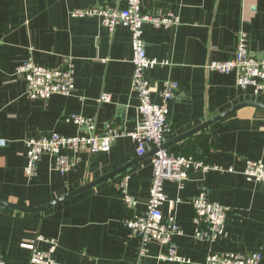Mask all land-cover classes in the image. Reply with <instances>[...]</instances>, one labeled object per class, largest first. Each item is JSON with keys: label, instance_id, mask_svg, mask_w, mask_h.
<instances>
[{"label": "crops", "instance_id": "0c3cea01", "mask_svg": "<svg viewBox=\"0 0 264 264\" xmlns=\"http://www.w3.org/2000/svg\"><path fill=\"white\" fill-rule=\"evenodd\" d=\"M125 0H0V202L37 208L128 165L104 181L41 212L0 207V256L7 264H30V252L20 245L42 237L56 240L60 264H175L157 259L166 247L151 242L147 256L138 257V238L125 221L143 213L149 198L151 157L138 156L128 137L117 139L108 153L85 150L64 176L44 155L33 177L24 175V140L52 132L72 137V114L94 121L97 132L106 123L127 132L139 123L138 100L131 89L133 73L130 31L103 27L96 16L75 17V9L99 5L122 7ZM143 11L172 9L179 17L173 28L143 26L147 57L164 61L150 71L153 84L175 81L179 96L168 104L170 130L166 143L245 102L264 105L253 89H240L235 73L208 69L212 62L234 57L236 37L247 35L249 51L264 53V0H141ZM70 58L75 89L69 96L30 99L16 68L31 59L47 69ZM108 102H99L102 94ZM154 102H158L155 95ZM169 152L193 156L210 167L190 172L181 188L164 184L169 202L164 215L176 216L182 233L174 237L178 253L190 264H204L208 251L249 255L261 251L264 264V182H249L241 174L248 160L264 163V109L242 107L205 130L175 143ZM222 169L223 171H219ZM232 169L233 172H227ZM128 177V192L138 201L121 200L118 184ZM199 193L229 208L225 234L211 245L195 238L198 226L190 201ZM173 201V205L170 202ZM47 241L36 246L45 250Z\"/></svg>", "mask_w": 264, "mask_h": 264}, {"label": "built area", "instance_id": "2783aa9c", "mask_svg": "<svg viewBox=\"0 0 264 264\" xmlns=\"http://www.w3.org/2000/svg\"><path fill=\"white\" fill-rule=\"evenodd\" d=\"M72 16H96L101 25L111 32L118 25L130 31L133 64L131 89L138 100L139 123L130 132L119 130L111 123H106L104 129L97 132L92 119L72 114L68 121L76 126V136L66 137L52 132L24 140V175L28 178L35 176L41 157L49 155L54 159L53 170L64 176L78 165L80 153L85 150L108 153L113 143L121 137H128L135 142L138 156L156 149L150 161L151 183L146 209L143 213H135L131 219L125 221V225L138 238L139 258L146 257V245L155 242L166 247V252L158 255L159 261L190 264L189 259L178 253L174 242V237L182 233L176 216L172 213L164 215L161 211V207L169 202L164 184L171 181L181 188L190 172H205L210 167L193 156H182L161 148L166 143V135L170 130L168 104L179 96V85L175 81L165 80L161 88H158L152 83L150 71L158 65H166V62L148 58L143 40L144 25L173 28L179 25V17L172 9L143 11L141 0H125L122 7L99 5L89 9H75ZM208 69L223 74L235 73L238 88L250 87L255 96L264 98V53L252 54L249 51L247 35L243 31L237 34L234 57L226 62H212ZM15 75L24 80L26 95L30 99L46 100L53 95L69 96L75 89L74 66L70 58H66L61 67L56 69L44 68L28 59L16 68ZM155 95L158 102L153 100ZM109 100L110 96L104 93L99 102ZM5 145L6 141L0 139V148ZM227 172L232 173L233 170L228 169ZM241 174L249 182H264V163L260 160H248ZM117 187L121 200L130 207H136L137 199L128 192V177H124ZM173 203L170 202L171 205ZM190 206L194 212V222L198 226L195 230L196 239L211 245L224 236L225 218L229 208L210 201L204 193L194 197ZM44 241L47 240L37 237L20 247L29 250L30 264H60L55 258L57 241H47L49 248L41 250L36 244ZM262 248L264 249V243ZM261 261V251L249 255L208 251L204 264H261ZM0 264H7L2 256Z\"/></svg>", "mask_w": 264, "mask_h": 264}, {"label": "water", "instance_id": "95a60500", "mask_svg": "<svg viewBox=\"0 0 264 264\" xmlns=\"http://www.w3.org/2000/svg\"><path fill=\"white\" fill-rule=\"evenodd\" d=\"M245 106H255V107H258V108H261V109H264V105L260 104V103H257V102H245V103H241L239 105H236L234 107H232L231 109L225 111L224 113L210 119V120H207L205 123H203L202 125L196 127L195 129L183 134V135H180L178 137H176L175 139L167 142V143H164L162 145V149H167L169 146H172L173 144L175 143H178V142H181L183 141L184 139L190 137V136H193L199 132H201L202 130H205L206 128H208L211 124L215 123L216 121H219L220 119L228 116L229 114L233 113L234 111L242 108V107H245ZM157 150H152L150 152H147V156H152ZM145 154V155H146ZM144 156V155H143ZM128 165H125V166H122L118 169H116L115 171L101 177L100 179L94 181V182H91V183H88L87 185H84L83 187H80L79 189H76L70 193H68L67 195H64L63 197H60L52 202H50L49 204L47 205H44L42 207H37V208H27V207H24V206H19V205H14V204H10V203H6V202H0V207H4V208H9V209H13V210H17V211H22V212H31V213H36V212H41L43 210H46L48 209L49 207L55 205V204H58L68 198H71L72 196L92 187L93 185H96L97 183L101 182V181H104L108 178H111L112 176L124 171L126 168H127Z\"/></svg>", "mask_w": 264, "mask_h": 264}]
</instances>
